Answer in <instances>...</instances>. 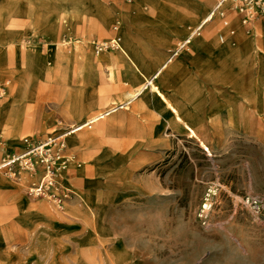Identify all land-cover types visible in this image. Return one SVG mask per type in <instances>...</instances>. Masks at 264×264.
<instances>
[{"label":"rangeland","instance_id":"374dc122","mask_svg":"<svg viewBox=\"0 0 264 264\" xmlns=\"http://www.w3.org/2000/svg\"><path fill=\"white\" fill-rule=\"evenodd\" d=\"M137 1L129 4L122 0H0L4 3L0 9V37L23 38L36 48L34 52L41 56L50 54L52 69L47 71L51 70L54 76L64 73L66 66L78 72L85 48L95 56L90 41L118 35L129 50H134L135 44L144 50L140 35L153 30L147 24L138 27L136 40L129 36L127 26L121 34L113 30L116 22H120V27L125 24L123 14L109 15L104 32L102 25L97 24L110 6L135 15L133 7ZM214 3L211 0L209 6ZM157 5L174 7L169 0H157ZM140 9L153 13V17L159 14L147 0L140 1ZM65 11L80 15L74 20V32L71 16ZM205 14L193 18L197 22ZM256 24L261 27L264 22ZM185 32L188 33V28ZM221 32L222 28L215 35V44H220ZM233 36L227 41L232 42ZM181 38L172 40L159 63ZM75 40L82 42L80 47L71 44ZM54 42L66 45L57 49L52 46ZM258 44L263 47L261 41ZM8 51L11 56L16 53L19 61L31 53L19 46ZM153 52L144 50L154 68ZM109 55L120 53L108 51L99 57ZM123 65L120 60L111 79L113 66L102 59L97 68L104 83L88 86L85 107L70 113L67 108L45 106L43 116H37L40 127L50 122V131L56 128L55 133L63 132L80 116L88 118L107 110L132 93L137 84L121 79L119 71ZM11 67L0 65V81L9 84L6 97L0 98V107L11 99L9 88L15 81L16 98L22 99L31 87L32 76H45L41 69L23 74L22 66H15L9 76L6 69ZM38 85L44 86L42 82ZM67 86L65 100L70 104L74 83L69 81ZM217 88V82L201 86L204 114L198 119L194 117L196 131L209 148L200 146L183 130L168 127L162 116L144 111L141 106L133 109L139 98L74 136L68 147L78 160H86V179L94 183L87 186V181L77 173L78 199L74 207L84 208L85 222L80 216L66 213L71 199L63 208L55 207L28 197L21 182L2 176L4 182L13 181L15 187L0 188V264H264V209L257 215L246 202L248 198L264 202V111L255 119L244 115L241 106L236 117L230 107L214 109L222 99ZM34 118L30 113L14 124L21 138L50 134L40 135ZM0 120L10 128L7 134H0L2 157L18 147L9 137L12 120L4 116ZM143 123L153 130L161 127L163 138L147 134ZM155 148H160L165 156L152 153ZM94 165L100 169L99 176ZM211 184H217L219 189L214 197L210 227L203 229L197 213ZM16 192L29 198V204H19ZM45 208L54 214L52 221L45 219Z\"/></svg>","mask_w":264,"mask_h":264},{"label":"crops","instance_id":"0c3cea01","mask_svg":"<svg viewBox=\"0 0 264 264\" xmlns=\"http://www.w3.org/2000/svg\"><path fill=\"white\" fill-rule=\"evenodd\" d=\"M140 1L138 0L133 7V10L136 9L135 15H132L130 11L122 12L117 7L110 6L101 14L97 24L102 25L101 32H104L106 31V19L109 15H125V24L121 25L118 33L121 34L127 26L132 40H136L138 37V27L142 24H147L149 28L153 29L152 32H144L140 37L146 48L144 50L154 51L153 59L156 62V67L154 68L153 63H150L147 58V53L144 54V50L140 49L137 44H135V47L133 46L134 51L132 49L129 50L126 46L125 48L122 43V50L119 51L120 55H109L104 58L99 57L100 55L93 56L85 48L80 58L79 71L77 72L70 66H66L64 73L61 72L60 76L57 75V77L50 72L51 70L47 71L52 69L53 60L50 54L41 56L39 53L34 52L36 48L31 47L23 38L16 40L0 37V65L12 66L10 69H6L9 76H12L11 72L15 70V66L24 67L22 70L23 74L26 72L29 74L32 69L36 71L41 69L44 72L43 75H45L39 78L32 76L31 87L26 97L22 99L16 98L17 81H15V84L9 88L11 99L0 107V117L4 116L13 122L9 137L18 149L23 147L21 140L25 138L20 137L19 131L15 129L14 124L22 122L25 115L32 113L35 116L33 120L37 123L36 128L40 135L45 133L53 134L57 129L50 131V122L40 127V123L37 121L38 117L43 116L42 112L45 106L55 105L59 108H67L70 113L78 108L85 107L88 102L85 94L88 86L95 85L96 87V85L104 83L103 77L98 74L97 68L102 59L108 60L113 66L110 71L111 79L114 78L116 70H118V64L122 60L124 65L121 70L119 69L121 79L131 84H137V87L132 93L120 98L111 108L105 106V108L109 109L100 111L88 118L80 116L69 129L63 131V133H66L79 127V131L75 129L65 135L67 144H72L74 136L78 132L83 131L84 127L82 129L80 127L86 122L94 119L98 122L101 119H105L113 112L126 109L129 104L139 98V102L133 109L141 106L144 111L162 116L168 127L183 130L190 138L197 140L200 146L207 148L208 146L200 139L196 131V120H194V117L198 119L201 118V115L203 117L204 114L205 103L202 101L204 92L201 86L213 82L219 84L217 89L220 94L218 95L222 98L218 105L214 106V109L225 108L228 110V107H230V112L236 117L241 106L244 115L259 119L264 111V24L259 27V25L254 23L250 26V31H248L247 28L240 25L234 15H229L231 27L234 29V38L231 42L227 41L231 37L229 29L222 25L220 26V19L215 18L203 28L200 37L193 42L188 52H184L179 58L163 67L172 49L167 52L164 61L162 63L159 62L165 55V49L171 44L172 40L177 36L183 37L180 40L184 39L188 34H186L185 30L202 20L214 5L209 6L211 0H169L174 3V7L160 8L157 5V0H147L151 2L152 10H159V14L153 17V13H146L140 9ZM3 6L4 3H0V9ZM205 12L206 14L199 21L196 22L194 20L193 17L195 15ZM8 13L9 9H7L6 14ZM65 14L69 17L71 16L74 20L80 17V15L72 14L69 11H65ZM261 22H264V20ZM74 27L75 24L73 22L71 24L72 32L75 30ZM221 28L223 32L218 35V40L220 41V37L223 36L224 41H220V44H215V35ZM53 32L56 33L55 30ZM258 41L263 43V47L258 44ZM72 44H75V47H80L79 45L82 42L76 41ZM65 45V43L54 42L52 46L62 49ZM18 46L25 49L27 53L31 51V53L23 57L22 61L17 59L16 53L14 56L9 55L8 50ZM84 47L86 46L84 45ZM156 75L157 77L153 81L152 86L145 89L147 82ZM202 80L203 83H200ZM69 81L74 83V92L70 104L65 100V92ZM39 82H42L44 86L38 85ZM100 88L103 89L104 86L102 85ZM36 111L38 114H33ZM46 118L48 119V117ZM141 125L146 129L147 134L154 135L158 139L163 138L161 127L153 130L151 125L146 123ZM9 129L8 126H3L2 120H0V134H7ZM2 152L0 151V158ZM152 153L165 156L160 148H155ZM80 164L81 167L77 168L73 178L75 190L77 173L81 179L83 178L87 181V186L94 184L89 183V180L86 179V160L81 161ZM94 167L97 171V176H99L100 169L95 165ZM92 182L94 181L92 180ZM14 187L13 181L0 184V188L10 189ZM16 197L19 204H29V198L21 192H16ZM91 198L92 201L93 197L91 196ZM77 199L76 196L71 198L69 210L66 213L74 217L80 216L85 222L84 208L78 209L74 207V202ZM91 204H93V201ZM81 206H83L82 202ZM43 215L47 220L52 221L55 218L54 214L47 208L44 209Z\"/></svg>","mask_w":264,"mask_h":264},{"label":"built area","instance_id":"2783aa9c","mask_svg":"<svg viewBox=\"0 0 264 264\" xmlns=\"http://www.w3.org/2000/svg\"><path fill=\"white\" fill-rule=\"evenodd\" d=\"M122 1L130 4L133 0ZM228 14L234 15L243 27H250L264 20V0H215L207 15L197 24L188 27L187 36L178 41L169 52L163 67L188 52L193 42L200 37L203 28L214 20L213 17L219 18L222 26L228 28L229 35L233 36L234 29ZM119 27L120 22H116L113 30L117 32ZM220 41H224L223 36ZM121 45L122 40L118 35L108 40L90 41L95 56L108 51H121ZM8 85V82L0 81V98L6 97ZM75 129L66 133L47 134L42 138L22 139L23 147L6 152L0 158V173L21 182L30 198L43 200L58 207L63 206L67 200L75 197L73 178L77 165L81 162L65 140V135ZM218 189L217 184L208 186L198 210L197 219L203 229L210 227V215ZM246 202L257 215L264 209V202L260 199L248 198Z\"/></svg>","mask_w":264,"mask_h":264},{"label":"bare ground","instance_id":"6f19581e","mask_svg":"<svg viewBox=\"0 0 264 264\" xmlns=\"http://www.w3.org/2000/svg\"><path fill=\"white\" fill-rule=\"evenodd\" d=\"M188 13V12H187ZM192 13V12H191ZM188 15V14H187ZM189 16V15H188ZM216 17H213V19H215ZM181 19V18H180ZM71 20H72V22H74V19L73 18H71ZM190 21V20H189ZM72 24V23H71ZM245 28H247L248 29V31H250V27H245ZM77 40H75V41H72L73 43H75ZM72 42H71V44H72ZM4 48V47H3ZM156 77H157V75L156 76H154L151 80H149L148 82H147V84H146V86H145V89H148V88H150L151 86H152V84H153V81L156 79ZM24 92H26V91H24ZM16 93V92H15ZM140 95V94H139ZM97 121H95V119L94 120H91V121H88V122H86L85 124H83L80 128L82 129V127H84V128H86V127H88L90 124H93V123H96ZM12 124V123H11ZM77 131H79V127H77V129H76ZM81 167V164L79 163V165H77V168H80ZM6 174H4V173H0V184H5V182L3 181V179H2V176H4V177H6L5 176ZM8 176V175H7ZM9 178H11L10 176H8ZM29 197V196H28ZM70 200V199H69ZM69 200H67V201H69ZM67 201L65 202V203H67ZM44 202H46V201H44ZM65 203H64V205H65ZM64 205L63 206H61V207H59V208H63L64 207ZM55 206V205H54ZM55 207H57V206H55Z\"/></svg>","mask_w":264,"mask_h":264}]
</instances>
